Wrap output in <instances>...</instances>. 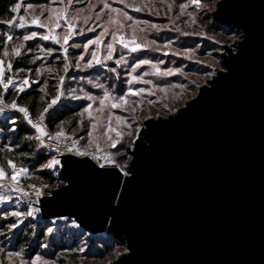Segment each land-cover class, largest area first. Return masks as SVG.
Here are the masks:
<instances>
[{
  "label": "water",
  "instance_id": "water-1",
  "mask_svg": "<svg viewBox=\"0 0 264 264\" xmlns=\"http://www.w3.org/2000/svg\"><path fill=\"white\" fill-rule=\"evenodd\" d=\"M211 16L238 39L194 97L143 120L128 175L60 155L63 184L38 198L39 219L125 246L109 264H264V0Z\"/></svg>",
  "mask_w": 264,
  "mask_h": 264
},
{
  "label": "rangeland",
  "instance_id": "rangeland-1",
  "mask_svg": "<svg viewBox=\"0 0 264 264\" xmlns=\"http://www.w3.org/2000/svg\"><path fill=\"white\" fill-rule=\"evenodd\" d=\"M27 1L28 0H26V2ZM216 1L217 0H201L202 6L199 10H197L195 6H191L186 10L184 15H180L179 5L181 3H187V0H165L164 3H161V0H123V2H121V0H103V2L102 0H77V2H75L72 6L67 5V0H45L43 5H46L49 9L53 10L54 16L56 11L67 7L66 18L76 25L73 37L69 40V44L65 45V47L68 48L69 56L68 72L65 73L63 70L64 56L60 46L52 43L51 40H40L39 36L31 41L35 42L36 46L42 42L48 44V48L54 50L52 55L46 56L44 52H41V46H37L34 51H28L26 48L21 49V55L24 53H33V60L38 63V68L41 69L40 75H37L36 72L34 74L29 72L17 73V71H12V69L9 70L7 68L8 63L13 59L18 58L17 56L12 55L11 49L19 43H26L23 41L22 36L19 40L13 39L12 41H8L7 51L9 52V55L2 58L4 60L3 67L5 69V82L9 76H11L17 83L20 79L27 76L29 78L30 85L33 84L31 83L32 80H42L39 89L44 87L45 91L40 92L43 96L49 97L50 103L57 94L59 77L65 76V83L60 88L62 96L60 100L57 101L51 109H49V111L55 107L63 105V103L78 106L79 108L58 125L54 134L60 130V127H63L65 130V136L72 137L71 141H78L77 148L79 150H87L90 155H92L96 153L97 146H99L100 154H112L118 163L126 161V171L128 161L130 159L129 150L132 146V141L135 137L137 129L143 125V120L148 117H165L181 107L186 100L194 97L197 92V88L206 84L207 80L214 75V72L221 68L219 53L223 51V46L232 47V43L238 39V35L235 31L220 26L212 20L211 12L215 9ZM104 2L108 3L110 8H118L121 10V13H126L135 20H146L149 23L146 25H133V27L130 28L128 25H131L132 21L125 20L124 16L119 13L111 12L109 9H104ZM169 3L173 5L171 11H169L167 7ZM125 4L140 7L141 10L135 11L133 10V7H125ZM89 8H93V10L88 11ZM101 9H103L102 12ZM77 10L82 11L78 12ZM40 11L41 10L39 8H36L34 12L26 15L27 23L24 29L11 28V30L14 32L22 30L24 34H28L32 31H36L39 34H46V31L43 28L29 26L31 25V15H39ZM97 12L101 13L99 20L96 19ZM187 13H195V24L191 23ZM19 14L25 15L23 7L21 8ZM15 15L17 14L15 13ZM47 15L48 12L45 11L41 16V20L46 19ZM87 16H91L92 18L88 20L87 24H85L84 17ZM109 17H112L116 23H109ZM120 23L124 24L123 28H119ZM151 24H156L159 28L153 29L151 28ZM61 25V28H57L55 30V34H63L66 25L63 24V21H61ZM100 25L107 27L109 29V33L118 30L120 35L129 39L133 36V28H135L137 43L143 45V49L129 54L127 49H123L119 44H115L114 48L116 51L113 53V59L104 61V56L107 53L105 45L111 42L110 34L102 38L104 43L101 44L99 48H97L96 45H91L87 53H85L82 46L80 48H72L69 46L72 43H80L83 45L89 39H94L101 31H103V27H100ZM165 25H167V28L164 27ZM89 26L94 27L95 31L88 32L86 29ZM81 28L85 29L84 34L79 33V29ZM141 28L144 29L143 32L139 30ZM177 28H179V31L176 30ZM183 33H188V35H183ZM149 41H155V43H149ZM164 44H170V47L164 48ZM94 50L97 51L98 56L107 68H116L115 60L119 59L121 55L126 57L127 63L122 64L119 68H117L116 73L107 71L106 67L101 64H95L92 68H87L83 71L78 70L75 62L76 57L81 54L84 55V60L80 62L82 65L91 59L90 53ZM165 52H167L168 55H164L163 53ZM37 56H39L40 59H35ZM141 59H148L151 63L157 64L160 72H164L169 68H179L181 71L175 72L169 76H162L159 74L154 75L151 74L154 72L151 64L143 65L137 69L135 73H132V76H142L144 72H148L150 74L143 76L142 79L151 81L152 83L145 84L142 82H134L129 85L128 80L131 78L129 76L131 67L134 63ZM161 61H163V63H160ZM49 68H51L52 71H48L47 69ZM209 73H212V75L209 76ZM97 84L104 85V88L95 87L94 85ZM172 85H183V87H172ZM129 88L132 90L144 88L146 91L138 96L127 97L129 103L123 105L122 109H113L109 104L103 114L95 111V109L99 107L98 100L91 101L83 98L85 93L96 97H102L105 89L112 92L114 96L119 97L127 92ZM161 88H164L165 91H160ZM9 89L14 88L10 86ZM73 90L75 91L73 92ZM149 92H151V95L148 94ZM75 96H79L81 98L76 99L74 98ZM136 101H138L139 104L134 103ZM149 101H154V103L150 104ZM88 104H92V109H90L92 115L100 117L98 126L93 131V142L91 144L88 143V131L92 120L89 118L87 113H85L83 117L79 115V113H81ZM133 109H135V111H133ZM109 111L113 114V119L111 121V126L113 128H116L117 131H120L121 133L131 132V135H125L123 137V139L117 144L116 148L109 147L108 137L103 135V132L106 130L108 125L107 113ZM13 114L19 115L16 111L9 112L5 110L4 113L0 114V117L3 118ZM116 116L125 118V122L130 124L131 127L127 128L124 124L117 125L115 120ZM109 135L115 138V132L109 133ZM81 137H83V139H81ZM120 151L125 152L126 155H119L118 153ZM52 157H54V155L51 156L49 160H51ZM121 167H124L123 163H121ZM17 168L20 167L17 166ZM5 169L6 172L10 174L11 169L8 167ZM49 169L58 173L57 165ZM3 183L10 185L11 180L6 179ZM60 184H63L62 180H58L54 187L47 188L44 187L45 184H34L28 175L27 178L24 176L20 177L18 187L22 191H27L29 193V199H35L38 198L35 194V188H30L28 185H35V187L41 188L43 193L42 195H45L48 194L51 189ZM0 193H3L9 198L4 203L0 204V210L2 208L8 209L5 214H0V220H10L11 224L18 223V220L23 221V223L18 224V227L11 230L8 227L11 224H5V226H7L5 228L7 231L0 232V249H2V251H0V264H21L22 260L24 261V264H31V261L37 256L41 257L38 264H109L119 254L126 250L125 246L114 243V246L109 253L101 257H97L91 249V241L78 240L77 246L74 250L67 249L66 247L61 251H57L54 253L53 257H51V242L57 240L59 241L63 237L65 238V241L63 240V242L67 243L69 241L68 233L70 230L73 227L78 228L77 225L70 219L55 218L48 220L50 224L48 229L51 228L52 232L49 233L48 229L46 230L44 243L41 245L38 253L29 257L27 249H14L12 247L11 234L14 230L21 227L27 219L35 221L41 219L34 215L26 218H17L9 215L13 211L26 212L28 210L29 206L21 201L22 198L26 197H23L18 192H12L10 190L4 192L3 189H0ZM63 232H65V235H61ZM84 235L89 238H93L102 234H87L84 232ZM31 237H33V230ZM81 249H83V251H81ZM9 251L19 252L21 253V256L19 258H9L7 255Z\"/></svg>",
  "mask_w": 264,
  "mask_h": 264
},
{
  "label": "snow or ice",
  "instance_id": "snow-or-ice-1",
  "mask_svg": "<svg viewBox=\"0 0 264 264\" xmlns=\"http://www.w3.org/2000/svg\"><path fill=\"white\" fill-rule=\"evenodd\" d=\"M75 2H77V0H67V5L72 6ZM102 2H103V0H102ZM121 2H123V0H121ZM164 2H165V0H161V3H164ZM172 6L173 5L170 3L167 5L169 11H171ZM191 6H195V8L197 10H199L202 6L201 0H187V3H181L179 5L180 15H184L186 13V10ZM22 7H23V12L25 13V15L19 14ZM125 7H133V10H135V11L141 10L140 7H135L134 5L125 4ZM36 8H39L41 10L40 14L39 15H31V25H29V26H34L36 28H43V29H45L46 34H39L36 31H32L28 34H24L22 39H23V41L27 42V41H31L34 38H37L39 36L40 40H44V41L51 40L52 43L58 44L60 46V49H62L63 56H64L63 70L65 73H67L68 69H69V63H68L69 56H68V48L65 47V45L69 44V40L73 37V33H74L75 28H76V25L72 21H70L69 19L66 18L67 7H65L63 9H59L58 11H56L55 16H54L53 10L49 9L46 5H43V4L36 5V4L30 3V2H26V0H19V2H16L14 7L11 8V11L13 13H16L17 15H14L11 19H9L6 22L0 21V23H6L8 28H10V29L11 28L24 29L26 27V23H27L26 22V15H29L32 12H34ZM103 8L109 9L111 12H116V13L123 15L125 20H131L132 24L128 25V27H130V28H132L133 25H140V24L146 25L149 23L146 20H135L131 16H128L126 13H121V10L118 8H110L109 4L106 2L103 3ZM92 10H93V8L88 9V11H92ZM45 11L48 12L47 18L44 20H41V16L44 14ZM77 11L79 12L82 10H77ZM102 11H103V9H101V12ZM100 15H101L100 12L96 13V19L97 20H99ZM187 15L189 16L191 23L195 24L196 23L195 13H187ZM91 18H92L91 16L84 17L85 24H87L88 20H90ZM61 21H63V24L66 25V28L64 29V32L62 35H57V34H55V30L57 28L62 27ZM108 22L113 23V24L116 23V21L112 17H109ZM100 27H103V25H100ZM123 27H124V24L120 23L119 28H123ZM164 27L167 28V25H165ZM151 28L158 29L159 26L156 24H151ZM86 30L88 32H94L95 28L89 26ZM139 30L141 32L144 31L143 28H141ZM176 30L179 31V28H177ZM84 32H85L84 28L79 29L80 34H84ZM109 34L111 35V42H109L105 45V47L107 49V53L104 56V61L113 59V53L116 51V49L114 48L115 44H119L121 46V48L127 49L129 54L140 51L144 47L140 43H137V40L135 37V28H133V36L129 39L123 35H120L118 30L112 31L111 33H109V29L107 27H103V31H101L94 39H89L83 45H81L80 43H72L69 46L72 48H80L82 46L84 48L85 53H87L89 50V47L91 45H96V47L99 48L100 45L104 43L102 38L105 37L106 35H109ZM4 35H6L7 41L13 40L12 34L6 32V33H4ZM183 35H188V33H183ZM149 43H155V41H149ZM163 47L168 48V47H170V44H164ZM24 48H25V44L19 43L17 46H15L11 49V53L13 56L19 57L21 55V49H24ZM28 51H31V49H29ZM40 51L44 52L46 56H51L54 50L51 48L45 49L43 47H40ZM163 54L168 55L167 52H165ZM8 55H9V52L7 51V49H5L4 56L7 57ZM90 55H91V59H89L86 63H84L82 65L80 62L82 60H84V55L81 54L78 57H76L75 62H76V67L78 70L83 71L84 69L92 68L95 64H101L102 66L106 67V65L103 64L100 57L98 56L97 51H95V50L92 51L90 53ZM35 59L38 60V59H40V57L37 56ZM34 62H35V60H33V63ZM125 63H127L126 57L124 55H121L119 57V59L115 60L116 68H107L106 67V70L109 72H112V73H116L117 68H119L122 64H125ZM160 63H163V61H161ZM148 64H151V67L154 70V72L151 74H154V75L159 74L162 76H169V75L174 74L175 72L181 71L179 68H177V69L169 68L164 72H160L157 64L151 63V61L148 59H141V60H138L136 63H134L131 67V72L129 73V76L131 78L128 80L129 85H131L134 82H136V83L142 82L145 84H151L152 83L151 81L142 79L143 76H147L150 74L148 72H144L142 74V76H132V73H135L137 71V69H139L143 65H148ZM3 65H4V60L0 59V87L3 88V92H7L9 87L12 86L14 89L18 90V94H19V93L26 91L27 88L31 86L29 83V78L27 76L20 79L18 83L11 76H9V77H7V80L5 82V78H4L5 77V69H4ZM7 68L9 70L12 69V63L11 62L8 63ZM47 70L52 71L51 68H49ZM25 71H26L25 69L21 68V69L17 70V73L25 72ZM27 71H30V70H27ZM40 72H41V69L37 68L36 69L37 75H40ZM208 75L211 76L212 73H209ZM31 83L35 84V83H39V81L38 80H32ZM64 83H65V76H60L59 77V84L57 85L56 96L52 99V101L50 103H47V106L44 107L42 111H40V113L38 114L35 121L32 119H29L28 108L19 106L15 99H13L11 101V103H6L4 101L3 93H0V114L4 113V111L6 109L16 110V111L22 113L24 115L25 120H27V122L31 125V127L34 128L35 131L38 133V135L35 137V139L40 140L41 145H43V139L42 138H43V136L47 135L49 137V139L57 141V151H59L58 146L61 143L60 138L64 137L65 139L71 140L72 137L65 136V130L63 127H60V130L57 131L55 134H49L44 128V120H45V114L48 113L49 109H51L53 107V105L56 104L57 101L60 100V98L62 96V92L60 91V88ZM94 86L99 87V88H104V85H102V84H97ZM172 87H183V85H172ZM39 90L41 92L45 91L44 87H41ZM74 91L75 90H73V92ZM145 91L146 90L144 88H140L138 90H132L131 88H129L128 91L125 92L123 95L116 97L112 94V92L105 89L102 97H96V96L88 95L87 93H85V96L83 98H86V99L91 100V101H97L98 100L99 107L96 108L95 111L103 114L105 109L109 106V104H110V107L113 109H115V108H121L122 109L123 105H126L129 103V100L127 99V97L138 96L141 93H144ZM160 91L163 92V91H165V89L161 88ZM148 94L151 95V92H149ZM74 98L80 99L81 97L75 96ZM42 99H43V97H42ZM134 103L139 104L138 101H136ZM149 103L150 104L154 103V101H149ZM90 109H92V104H88L87 107H85L83 109V111L81 113H79V115L81 117H83L85 115V113H87L89 118L92 120L90 129L88 131V137H89L88 143L89 144H91L93 142V131L97 128L98 121L100 119V117L93 116ZM133 111H135V109H133ZM112 119H113V114L111 111H109L107 113L108 125L106 127V130L103 132V135L108 137L109 147L116 148L117 144L123 139V137L125 135H131V132L121 133L120 131H117L116 128H113L111 126ZM115 120L117 122V125L124 124V126L127 128L131 127L130 124H127L125 122V118H123V117L116 116ZM11 122L13 124H15L16 120L13 118V119H11ZM139 131L140 130L137 129V135L139 134ZM112 132H115V138H113L111 135H109V133H112ZM26 139L31 140V139H33V137L28 136V137H26ZM81 139H83V137H81ZM133 143H135V141H133ZM77 144H78L77 140H72L71 146H67L68 152L74 153L75 155H79V156L90 155V153L87 150H85V151L78 150ZM6 150L11 152L12 148L8 147ZM99 152H100V148H99V146H97L96 153L92 154L93 159H96L98 161L99 160L103 161V163L99 164V167L104 168L106 164L112 165V166H115L124 175H128V173L125 171L126 161L121 162L124 164V167H121V163H118L112 154H105L103 156H100V155H98ZM118 154L119 155H126V153L123 151H120ZM60 164H61V161L59 160L58 157H52V159L49 160V162L47 164H45L43 167L44 168H53L54 166L60 165ZM7 167L9 169H11L10 174L8 172H6V169L3 165V163H0V189H3L4 192H7L9 190L12 192H18L23 197H28L29 193L27 191H22L18 187L19 182H20V177L24 176L25 178H27L28 169L26 167L17 168V166L13 162V158L7 159ZM6 179L11 180L10 185L3 183V181H5ZM28 187L35 188V194L38 198L43 194L42 189L39 187H35V185H28ZM44 187H48V185H44ZM49 195H50V193H49ZM8 199L9 198L7 196H5L3 193H0V204L4 203ZM25 202L29 204L28 210L26 212L13 211L9 215H11L13 217H17V218H19V217H25L26 218V217L33 216L34 211H36V212L39 211V208L33 209L31 206L32 203H36L38 201H33V202L25 201ZM18 203H19V201H18ZM19 223H23V221L18 220V223L11 224L8 227L11 230L13 228L18 227ZM48 232L51 233L52 229L49 228ZM0 251H2V249H0ZM81 251H83V249H81ZM7 255L9 258H12V257L19 258L21 256V253L9 251L7 253ZM40 260H41V257L37 256L35 259H33L31 261V264H38V262ZM21 264H24L23 260L21 261Z\"/></svg>",
  "mask_w": 264,
  "mask_h": 264
},
{
  "label": "trees",
  "instance_id": "trees-1",
  "mask_svg": "<svg viewBox=\"0 0 264 264\" xmlns=\"http://www.w3.org/2000/svg\"><path fill=\"white\" fill-rule=\"evenodd\" d=\"M16 2H18V0H0V21L6 22L15 15V13L11 11V8L14 7ZM27 2L33 4H43L45 3V0H28ZM6 32L12 34L14 40H19L24 34L22 30L14 32L8 28L6 23H0V59L4 57V51L8 46L7 37L4 35ZM25 45V48L28 50L31 49V51L36 50L37 46H41L45 49L49 46L43 42L36 46L35 42L32 41H27ZM11 63L12 71H17L18 69L23 68L26 70L25 72L34 74L38 68V63L36 61L33 63V53H24L18 58L13 59ZM41 82L42 80H40L39 83L32 84L26 91L19 94L18 91L14 89H8L7 92H3L2 87H0V93H3L4 101L6 103H11V101L15 99L19 106L28 108L29 114L32 118H37L40 111H42L43 108L47 106V103H49V97L43 96L39 90ZM78 108V106L63 103V105L55 107L49 111L46 114L45 119L47 130L51 134H54L58 125L76 112ZM13 118L16 120L15 124L11 122V119ZM28 136L33 137L32 132L22 122L19 115L13 114L3 118L0 117V163H3L6 168L7 159L13 158V162L16 166L26 167L28 169V175L34 184H45L52 188L60 179L58 175L53 174L54 170L44 168L43 166L48 163L50 157L53 155L44 151H39L34 143V139H26ZM8 147L12 148L11 152L6 150ZM7 210V208H2L0 210V214H5ZM5 224H11V221L1 219L0 232L7 231L5 229L7 227ZM49 226L50 224L48 220L35 221L27 219L21 227L14 230L11 234L12 247L14 249H27L29 257L36 255L38 250L41 248V245L44 243V236ZM32 230L33 237H31ZM64 233L65 232L61 235ZM68 235L69 241L67 243L63 242V240L65 241V238L63 237L59 241L57 240L51 242V257H53L54 253L61 251L66 247L67 249L74 250L77 246L78 240L91 241V249L97 257H101L109 253L114 246V242L109 236L97 235L93 238H89L84 235L83 231L76 227H73Z\"/></svg>",
  "mask_w": 264,
  "mask_h": 264
},
{
  "label": "built area",
  "instance_id": "built-area-1",
  "mask_svg": "<svg viewBox=\"0 0 264 264\" xmlns=\"http://www.w3.org/2000/svg\"><path fill=\"white\" fill-rule=\"evenodd\" d=\"M7 111H9V112H14V111H16V110H12V109H6ZM18 114H19V117H20V119L22 120V122L31 130V132H32V135H33V139H34V143L36 144V146H37V149L39 150V151H44V152H46V153H50V154H52V155H54V157H59L60 155H64V154H73V155H75L74 153H71V152H68V150H67V146H71V144H72V141L70 140V139H65L64 137H61L60 139H61V143L59 144V151H57V141L56 140H52V139H49V137L47 136V135H45V136H43V145H41V142H40V140H37V139H35V137L38 135V133L35 131V129L34 128H32L31 127V125L27 122V120H25V118H24V115L22 114V113H20V112H18V111H16ZM29 119H32V120H34L35 121V119L36 118H32L31 117V115L29 114ZM45 119H46V114H45ZM44 128H45V130L49 133V134H51L48 130H47V128H46V124H45V120H44ZM78 149V148H77ZM79 150V149H78ZM81 151V150H80ZM98 155H100V156H103L102 154H100V153H98ZM76 156H78V157H82V156H79V155H76ZM88 157L97 165V166H99V164L100 163H103V161L102 160H96V159H93V158H91L92 157V155H88ZM58 167H59V165H57ZM108 166H112V165H105V167H108ZM58 172V171H57ZM53 174L54 175H57L58 173H56V171L54 172L53 171ZM19 198V197H18ZM19 199H21V198H19ZM21 201L24 203V204H26L27 206H29V204L28 203H26L25 201H28V202H33V201H38V198H35V199H29L28 197H26V198H22L21 199ZM33 204H35V205H33ZM36 205H38V202H36V203H32L31 204V206H32V208L33 209H36V208H38V206H36ZM33 215L34 216H37V217H39V211L38 212H36V211H34V213H33Z\"/></svg>",
  "mask_w": 264,
  "mask_h": 264
},
{
  "label": "bare ground",
  "instance_id": "bare-ground-1",
  "mask_svg": "<svg viewBox=\"0 0 264 264\" xmlns=\"http://www.w3.org/2000/svg\"><path fill=\"white\" fill-rule=\"evenodd\" d=\"M92 158V157H91Z\"/></svg>",
  "mask_w": 264,
  "mask_h": 264
}]
</instances>
